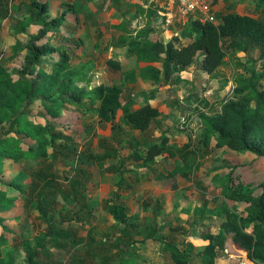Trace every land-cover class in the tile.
Listing matches in <instances>:
<instances>
[{"label": "trees", "instance_id": "16d2710c", "mask_svg": "<svg viewBox=\"0 0 264 264\" xmlns=\"http://www.w3.org/2000/svg\"><path fill=\"white\" fill-rule=\"evenodd\" d=\"M247 1H251L257 11L264 9V0H226L229 4L227 12L218 19V25L192 20L167 47L157 29V6L148 3L149 28L137 32L134 37L133 34L120 37L119 47L128 48L136 57L137 69L126 73V81L133 85L139 79L150 81L153 88L141 92L142 101L139 103L131 100L124 104L123 89L118 86L81 87L86 82L87 72L73 64V58L83 45L75 36L80 29L75 9L68 7L60 17L48 21L49 3L30 0L26 15L18 21L17 30L18 33H28L30 27L35 28L36 33H28V42L18 41L13 49L14 57H23L19 70L12 71L2 63L0 47V264H16V252L24 256L26 264H49L59 254L71 252L84 241L80 234L88 228L81 214L94 213L90 196L75 191L66 205L82 206L84 212L70 213V217H66L59 211L55 216L52 214L57 201L47 189L40 192L29 189L25 180L30 175L26 171L21 169L8 181L15 168L30 163L36 169L34 172H38V178L43 175L52 178L49 189L55 191L59 175L48 172L46 161L64 160L70 167H76L94 159L79 151L77 141L66 133L68 127L55 121L62 117L64 110H72L81 120L97 117L98 122L110 125L112 132L126 128L146 132L162 115L161 109L151 104L160 88L175 84L196 60L199 59L201 72L211 76L224 65L227 57L258 53L259 59L250 75L238 74L234 78L232 96L220 101V113L213 116L202 114L206 132L201 140L202 146L196 151L191 143L175 154L174 145L164 136L160 142L149 143L140 152L133 151L127 159H120L118 147L109 141L107 148L111 153L108 152L103 159H120L118 174H122V169L131 174L130 169L136 168L140 172L156 174V180L167 182V185L193 176L195 166L189 162L190 154L197 157L199 150L209 147L227 148L239 154L250 153L264 159V20L235 13L234 7ZM9 2L0 0V11L7 15H10ZM89 3L95 4L93 0ZM217 3L218 0H213L211 4ZM82 4L86 7L85 2ZM70 15L75 17L73 22L69 21ZM89 17L88 14L84 23L89 22ZM124 25L121 23L114 28L123 31ZM155 35L161 39H154ZM142 64L147 65L142 67ZM109 67L122 70L119 60L109 61ZM135 105H138L137 109H134ZM205 106L207 110L211 107L209 104ZM166 156L175 160V167L171 171L159 172L157 160ZM128 161L133 162L129 163L131 166ZM100 167L103 168V163ZM120 178L118 186L122 188L123 176ZM209 178L220 191L218 198L225 199L224 204L215 210H211L207 202L202 207L183 208V213H193L195 225L206 245L195 256L191 249L181 250L176 244L164 242L163 253L170 256L173 264H192L195 257L201 264H218L226 251L234 250L244 253L251 264H264V181L258 187H243L235 185L232 175L221 179L217 174H210ZM65 180L69 181V177L66 176ZM114 195L111 200L105 199L103 205L114 221L123 226L121 232L124 236L130 238L138 228L139 217L128 215L119 191ZM20 202L33 207L44 217L45 229L35 238V245L29 240L20 243L21 238L16 232L19 218L12 215ZM215 217L221 221L217 234L205 223ZM128 242L125 244L129 247L137 243L132 239ZM120 264L134 263L123 257ZM225 264L244 263L239 256Z\"/></svg>", "mask_w": 264, "mask_h": 264}, {"label": "rangeland", "instance_id": "374dc122", "mask_svg": "<svg viewBox=\"0 0 264 264\" xmlns=\"http://www.w3.org/2000/svg\"><path fill=\"white\" fill-rule=\"evenodd\" d=\"M9 1L10 15L0 11V47L3 53L1 60L10 70L16 71L22 67L23 57H14L13 49L18 41L26 44L29 40L28 33H36V29L29 27L28 33H18L17 30L18 21L26 15L30 0ZM207 1L212 3L213 0ZM218 1V7L213 12L216 19H220L221 15L227 12L226 8L229 5L226 0ZM43 2L49 3V13L46 16L48 21L60 17L68 7L74 8L77 12L80 29L76 31L75 36L81 39L83 45L73 58V64L77 69H84L87 72L86 82L82 83L81 87L92 89L99 85L118 86L123 89L124 104L129 99L139 103L141 92L149 91L150 84L142 79L134 85L126 81V73L137 69L136 57L128 48L119 47V43L120 37H128L131 34L134 37L137 32L149 28L150 21L144 5L137 3L136 0L126 2L112 0L105 9L104 5L92 4L89 0H43ZM83 2L86 3V7ZM255 7L251 1H247L234 7V11L264 20V9L257 11ZM87 13L90 20L84 23ZM68 18L73 22L75 17L70 15ZM121 23L125 24L123 31L114 28ZM158 25L163 31L167 30L161 22ZM177 33L179 32L173 30L172 37ZM166 37L168 40L172 39L169 38V34H166ZM154 39L160 40L161 37L155 35ZM258 56V53H238L235 57H227L224 65L211 76L201 72L199 59L196 60L194 66L187 69V74L177 78L171 88L168 85L160 88L154 105L161 109L162 115L146 132L127 128L121 132H112L111 126L98 122L97 117L81 120L72 110H64L62 117L55 121L68 127L66 133L77 141L79 151L87 156H93L94 159L91 161L88 159L76 167H70L64 160L46 161L48 172L59 175V184L55 191L49 189V181L52 178H45L44 175L38 178V172H34L36 169L30 163L22 168H15L8 176V181H11L21 169L26 171L30 175L25 180L29 189L37 192L47 189L57 201L58 204L53 208L52 214L55 216L59 211L66 217H70V213L84 212L82 206L66 205L75 191L90 196L94 213L88 216L87 214L85 216V213L81 214L88 228L80 234L84 241L71 252L59 254L58 258L49 264H120L123 257L130 259L134 264H173L170 256L162 251L164 242L176 244L181 250L191 249L197 256L206 242L201 239L193 213L189 215L183 213V208L194 209L202 207L204 202H207L210 209L215 210L224 204L225 199L218 198L220 191L210 180V174H217L221 179L232 175L236 186L258 187L264 181V159L250 153L239 154L227 148L217 150L209 147L207 150H199V157L190 154L189 162L195 166V173L191 177L174 181V185L161 183L156 180V174L140 172L135 170L136 168L130 169L131 174L123 172L125 169H122L123 175L118 174L119 162L121 158L127 159L135 150L140 152L149 143L160 142L164 136L174 145L175 154L181 153L180 150L191 143L194 145L192 149L196 151L202 146L201 140L206 132L202 114L213 116L220 113V101L232 96L234 78L238 74L249 76L254 70V63L259 59ZM113 59L121 62V71L109 67V61ZM207 104L211 106L209 110L205 106ZM109 141L118 147L117 156L120 159L116 157L103 159L108 152L111 153V149L107 148ZM157 161L156 168L159 172L171 171L175 167V160L170 157H162ZM100 163H103V168L100 167ZM127 163L131 166L129 163L133 162ZM66 176L69 177V181L65 180ZM121 176L124 180L122 188L118 186ZM54 183L56 185V182ZM118 191L128 215L139 217L138 228L130 238L124 236L121 232L123 226L114 221L103 205L105 199H113L114 193ZM16 206L12 217L19 218L16 232L21 238L20 243L29 240L35 245V238L45 229L44 217L33 207L24 206L22 202ZM205 223L212 226L213 233L219 232L221 221L218 217ZM130 239L137 243L129 247L125 243ZM15 255L16 264H26L24 256L17 252ZM239 256L243 258L244 264H251L244 253L234 250L226 251L225 256L218 260V264L228 263ZM192 264L201 262L195 257Z\"/></svg>", "mask_w": 264, "mask_h": 264}, {"label": "built area", "instance_id": "2783aa9c", "mask_svg": "<svg viewBox=\"0 0 264 264\" xmlns=\"http://www.w3.org/2000/svg\"><path fill=\"white\" fill-rule=\"evenodd\" d=\"M112 0H106L105 9ZM157 6V19L167 28L181 32L192 20L219 24L207 0H149Z\"/></svg>", "mask_w": 264, "mask_h": 264}, {"label": "crops", "instance_id": "0c3cea01", "mask_svg": "<svg viewBox=\"0 0 264 264\" xmlns=\"http://www.w3.org/2000/svg\"><path fill=\"white\" fill-rule=\"evenodd\" d=\"M106 1V0H105ZM105 1H101V2H105ZM119 1H121V2H126V1H128V0H119ZM135 1V0H134ZM137 1V3H139V4H142V5H144V7L146 8V9H148V7H149V5H148V3H150V1L149 0H147V2L145 1V0H136ZM94 2V1H93ZM95 4H96V2H94ZM98 3V2H97ZM218 3H219V1H218ZM218 3L216 4V5H212L211 3H209L211 6H212V8L211 9H213V12L214 11H216V9L215 8H217L218 7ZM105 5H106V3H105ZM104 5V6H105ZM145 9V10H146ZM146 15H147V12H146ZM158 23H160L159 21H158ZM163 25V24H162ZM164 26V25H163ZM167 28V27H166ZM157 29H158V31H160L161 33H162V38H163V40H165L167 37H166V34H169V38H171L172 37V31L174 30L173 28H167V30L166 31H163L162 29H160L159 28V25H158V27H157ZM172 30V31H170V30ZM174 33V32H173ZM180 33V32H179ZM171 34V35H170ZM178 34V33H177ZM177 34H175V35H177ZM174 35V36H175ZM173 36V37H174ZM173 37H172V39H173ZM172 39H170L169 40V42L172 40ZM147 64H142L141 66L143 67V66H146ZM139 74V73H138ZM186 74H187V72H186ZM185 74V75H186ZM185 75H183L182 77H184ZM138 76V75H137ZM181 77V78H182ZM139 81V80H138ZM146 83H148V84H150V88L152 89L153 87L151 86V83H150V81H145ZM170 88H171V86L170 85H168ZM163 88V87H162ZM150 89V90H151ZM158 94H159V92H158ZM158 94H157V97H158ZM141 99V98H140ZM131 100H133V99H129V101H131ZM157 100V98L155 99V100H153V101H151V104L152 105H154V102ZM140 101H142V100H140ZM154 106H156V105H154ZM135 107V109H137L138 108V105H135L134 106ZM157 107V106H156Z\"/></svg>", "mask_w": 264, "mask_h": 264}, {"label": "water", "instance_id": "95a60500", "mask_svg": "<svg viewBox=\"0 0 264 264\" xmlns=\"http://www.w3.org/2000/svg\"><path fill=\"white\" fill-rule=\"evenodd\" d=\"M94 2H101V1H105V0H93ZM164 44H165V46L167 47L168 46V44H169V40L168 39H165L164 40Z\"/></svg>", "mask_w": 264, "mask_h": 264}]
</instances>
